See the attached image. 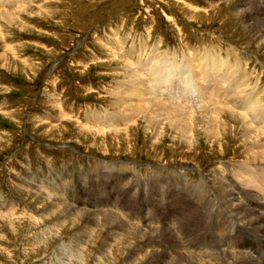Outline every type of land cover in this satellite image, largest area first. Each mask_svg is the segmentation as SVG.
Instances as JSON below:
<instances>
[{
    "label": "rangeland",
    "instance_id": "obj_1",
    "mask_svg": "<svg viewBox=\"0 0 264 264\" xmlns=\"http://www.w3.org/2000/svg\"><path fill=\"white\" fill-rule=\"evenodd\" d=\"M46 1L0 0V264H264V192L237 130L210 137L197 111L183 139L92 114L116 111L128 57L164 52L230 57L264 100V30L247 26L264 0Z\"/></svg>",
    "mask_w": 264,
    "mask_h": 264
},
{
    "label": "bare ground",
    "instance_id": "obj_2",
    "mask_svg": "<svg viewBox=\"0 0 264 264\" xmlns=\"http://www.w3.org/2000/svg\"><path fill=\"white\" fill-rule=\"evenodd\" d=\"M40 3L45 2L40 1ZM18 5L19 4L16 6ZM247 9L248 13H251L253 10L251 7ZM15 11H13V13ZM29 15L31 16V13ZM255 15L256 16H251L248 19L247 26L254 36H260L258 35V32L264 30V19H261V16H259L258 13ZM7 18L9 20H7V23H12L13 19H16V17H9V15ZM17 19L19 20V18ZM18 20L17 22L19 23L20 20ZM22 26L21 28H23ZM144 43L142 44L145 45ZM120 44L122 45V42ZM6 46L7 45H4L3 48ZM212 47H214V45ZM143 48L145 47L143 46ZM157 48L158 45L155 46L150 53L156 51ZM206 50L207 49L201 52L196 50L190 52L189 59L187 61L184 60V63L169 60L173 58L168 56L166 52L147 56L146 58L139 55L136 60L128 57L125 67L120 68L121 71L118 75L119 79L117 78L118 80L113 85L114 88L112 87L113 89L110 91V95L112 96L111 105L115 107L116 111H94L92 114L95 119L93 120L109 127V129L113 128V130L119 129V127H117L118 124L125 125L128 121L135 119V117H142L148 122L157 121L162 123L163 121H166L172 125L171 127H173L175 131L181 132L180 135L183 136V139H186V137L190 138L191 136V134H188L186 131L189 122L191 123V121L188 122V120L192 114L198 111L203 120L202 124L205 127L206 133L210 137H221V135H224L225 137L227 136V138L228 136L231 138L236 134L234 132L237 130L238 142L240 145L243 144L246 155V159L241 162L240 166L242 167L240 168H242L245 173L250 174L249 172H252L251 175H256V178L258 176L259 181H255V183L251 185L256 186L259 190L262 189L264 192V100H261L256 93H252L248 90L249 82L243 74L244 71L242 70V73H238L237 69L232 65V61L229 60L230 57L228 59H223L206 52ZM228 52L233 54L230 51ZM0 57H3L2 52L0 53ZM88 119L90 120V118ZM226 121L231 123L229 129L230 132H232V135H226L224 132V126L226 125L224 122ZM247 184L248 183H246V185ZM240 188L242 189V186ZM247 193L248 192H246V194ZM261 195V198L264 200V193ZM255 209L256 208L253 210Z\"/></svg>",
    "mask_w": 264,
    "mask_h": 264
}]
</instances>
